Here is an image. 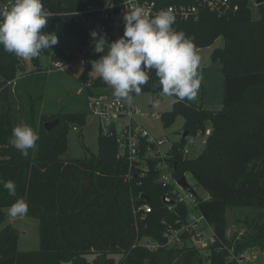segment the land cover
Listing matches in <instances>:
<instances>
[{"label": "trees", "instance_id": "obj_1", "mask_svg": "<svg viewBox=\"0 0 264 264\" xmlns=\"http://www.w3.org/2000/svg\"><path fill=\"white\" fill-rule=\"evenodd\" d=\"M1 1L2 5L14 2ZM101 3L43 0L51 14L44 31L71 36L78 42L70 58L53 54L52 62L73 61L95 21L93 15L83 12ZM234 3L237 11L228 15L203 12L197 21L173 25L186 33L196 49L211 47L224 38V46L212 53L213 59L221 62L224 76L221 109L213 111L173 97L171 111L161 115L165 126L182 116L189 135L211 130L199 157L184 156L187 137L174 144L179 149L173 154L176 177L191 176L209 196L202 200L196 195L197 207L192 210L212 230L213 242L207 248L192 244L189 233L183 235L182 245L165 246L163 235L168 224L175 225L178 219L187 223L191 211L183 203L168 210L163 199L172 188L156 180L154 163H149L150 172L141 178L133 173L136 164L130 166L128 159L117 158L121 137L115 127L106 133L100 128L97 154L63 159L70 130L87 126L89 97L113 96V90L99 76H92V66L76 79L81 105H75L73 111L62 107L52 112L44 101L46 77L32 80L22 59L0 46V179L17 185L16 196L0 186V221L6 208L24 198L29 203L26 217L38 220L40 231V250L23 252L18 249V231L11 227L1 230L0 264H240L230 256H243L249 250L264 253V16L251 18L249 0ZM46 54L48 51L43 50L40 56ZM40 56L31 58L36 77L48 74L40 65ZM150 77L141 93L162 95L155 73ZM56 120L59 124L48 132L44 125ZM20 123L30 124L40 136L27 157L9 143L12 129ZM136 185L145 188L149 201L143 199L146 195L138 198L137 204L132 201ZM144 203L151 206L152 213L145 222L139 220L136 229L133 207ZM235 209L255 212L253 218L241 223L237 234L246 230L240 240L237 234L232 239L227 235L228 213ZM147 240L158 247H145ZM88 255H94L92 262L87 260Z\"/></svg>", "mask_w": 264, "mask_h": 264}, {"label": "clouds", "instance_id": "obj_2", "mask_svg": "<svg viewBox=\"0 0 264 264\" xmlns=\"http://www.w3.org/2000/svg\"><path fill=\"white\" fill-rule=\"evenodd\" d=\"M50 17L43 0H14L0 8V46L19 58L39 57L58 43L56 34L44 31ZM123 19L124 33L115 41L109 43L106 33L91 32L95 51L103 53L92 70L113 90V96L132 103L133 95L141 93L154 72L162 95L195 100L203 81L201 56L186 33L173 28L176 17L172 9L150 16L137 4ZM39 139L33 126L20 123L12 129L9 143L27 157ZM0 186L16 196L14 181L0 179ZM28 210V201L19 198L9 207L8 215L25 216Z\"/></svg>", "mask_w": 264, "mask_h": 264}, {"label": "rangeland", "instance_id": "obj_3", "mask_svg": "<svg viewBox=\"0 0 264 264\" xmlns=\"http://www.w3.org/2000/svg\"><path fill=\"white\" fill-rule=\"evenodd\" d=\"M0 0V8L3 7ZM249 8L251 11V18L253 20H259L264 16V3L259 6L253 0H249ZM58 43L52 46L50 49H46L48 54L40 56V65L44 70H50L52 64L53 54H61L68 56L71 52L75 51L78 47V42L75 38L67 35H57ZM224 46V38L217 39L211 47L202 49H196L201 56L200 68L202 69L203 81L198 91L195 100L189 101L195 104H200L204 108L209 110H219L223 105L224 99V76L221 70V62L214 60L212 53L214 50L222 48ZM68 53V54H65ZM25 63L26 72L32 73V80L39 79L43 81L46 77V89H45V104L49 105L50 111L59 110L62 107H67L68 110L74 109V106H80L82 99L77 96L80 86L76 79L85 71L86 66L81 61H73L66 69L65 72H48L47 75L36 77L34 73L35 68L32 66L31 58H21ZM92 76H99L94 71ZM35 76V77H34ZM110 90H112L109 87ZM132 103L138 111L137 120L142 127L148 131L150 136L155 139L167 138L169 143L162 146V151L167 152L171 149V146L178 143L185 130V120L182 116H177L170 126H165L161 120V115L165 112L171 111L174 103V98L165 95H153L150 93H140L133 97ZM75 110V109H74ZM152 115L155 118H152ZM115 130L118 137L122 136L123 129L126 124V120L115 121ZM112 126L109 123H101L100 120L93 114H89L87 118V126L84 129L78 131L70 130L68 136V152L63 156V159H84L89 157L91 153H98V137L100 128L106 133ZM202 135H189L185 141V148L189 150L187 157L190 159L199 157L204 147L201 145ZM178 148V146H177ZM177 148H173L174 151ZM179 149V148H178ZM186 180L188 185L194 190L197 197L205 200L207 193L201 187L196 186L194 179L187 175ZM139 185V183H138ZM136 185L132 189V201L137 204V199L141 198L145 193V188ZM140 187V188H139ZM8 208L5 209L4 218L0 221V231L6 227H11L18 230V249L23 252H36L40 250V231L39 221L31 219L25 216H18L12 218L8 215ZM196 218H199V214L194 211ZM255 212L252 209H235L228 213V227L230 232V238L240 231L242 228V222L245 218H253ZM238 222V223H237ZM245 229V228H244ZM199 232L203 233L206 240H210L212 237V230L205 222L198 224ZM246 230V229H245ZM243 230L237 234V240H240ZM210 242V241H209ZM208 242V243H209ZM207 243V244H208ZM251 253H256V250H249ZM245 253L246 257L255 255L251 253ZM255 262L251 261L250 257L244 264H264V253L257 251ZM241 254H232L231 260L238 261ZM118 256H115L117 258ZM87 260L92 262L94 255H88ZM62 264H68L64 262Z\"/></svg>", "mask_w": 264, "mask_h": 264}, {"label": "built area", "instance_id": "obj_4", "mask_svg": "<svg viewBox=\"0 0 264 264\" xmlns=\"http://www.w3.org/2000/svg\"><path fill=\"white\" fill-rule=\"evenodd\" d=\"M187 1L189 3L184 1L177 4H169V0H102L99 6L88 7L83 14L93 15L95 17L94 25L88 32L85 45L75 53L73 61H81L86 67H91L94 61L98 60L103 55V53H97L95 51V41L91 36V32L95 30L98 33H106L109 43L117 40L123 35L125 30L124 13L137 4L143 6L146 13L150 16L155 15V13L161 9L171 8L176 17L175 23L197 21L203 12H210L221 17L228 15L232 11H237L234 0ZM253 1L256 3L255 0ZM10 5L11 3H8L1 8ZM70 57V54H68L66 58ZM71 63H66L65 59L53 61L48 72H65ZM88 109L101 123H109L112 124L113 127L115 126V121L126 120L122 136L119 140L120 151L117 158L128 159L130 166L136 164V169L133 173L141 178L145 177L150 172L149 163H154V169L157 175L156 180L162 185L172 188L164 197L172 201V204L166 205L168 210L172 211L177 203H183L190 209L191 212L189 213L187 223L178 219L175 225L168 224L167 230L163 235V238L166 240L165 246L174 247L182 245L184 243L183 235L189 233L191 235L190 241L192 244L201 248H207L208 245L213 242V235L210 240H206L203 233L198 230V224L202 221L205 222V220L201 215H199L198 219L196 218L194 211H192L197 207L195 197L179 184L181 178H177L175 175L176 165L173 163L174 145L171 146L169 151H162V146L168 144L169 140L167 138L155 139L150 136L148 131L145 130L137 120L138 111L133 103H128L125 100L117 99L111 95L102 94L89 97ZM152 118H155V116L152 115ZM74 131L77 130L74 129ZM210 133L211 130L209 129L205 133H198V135L200 134L203 136L201 142L203 147L207 144ZM182 152L186 157L189 154V150L185 147ZM151 213L152 208L148 203H144L138 207L134 206L133 218L135 228L138 229L139 220L145 222ZM144 246L155 249L158 247V244L151 240H147ZM240 257L238 263L244 264V257ZM253 262H255V260Z\"/></svg>", "mask_w": 264, "mask_h": 264}, {"label": "water", "instance_id": "obj_5", "mask_svg": "<svg viewBox=\"0 0 264 264\" xmlns=\"http://www.w3.org/2000/svg\"><path fill=\"white\" fill-rule=\"evenodd\" d=\"M255 1H256V4L259 5V6L262 5V4L264 3V0H255ZM58 124H59V121L56 120V121L51 122V123H46V124L44 125V128H45L48 132H50V131L54 130ZM188 135H189V132H188V131H185L184 134H183V136H182V138H186V137H188ZM179 184H180V185H181V186H182V187H183L188 193H190L191 195H193L194 197H196V194H195L194 190L188 185L187 180H186V177H182V178L179 180ZM143 199H144L145 201H149V198H148L147 196H143ZM163 203H164L165 205H168V204H172V201H170L168 198H164V199H163Z\"/></svg>", "mask_w": 264, "mask_h": 264}, {"label": "crops", "instance_id": "obj_6", "mask_svg": "<svg viewBox=\"0 0 264 264\" xmlns=\"http://www.w3.org/2000/svg\"><path fill=\"white\" fill-rule=\"evenodd\" d=\"M205 199H209V196L207 195ZM228 229H229V227H228ZM17 231H18V230H17ZM227 235H228V237H230V232H229V230L227 231ZM253 251H255V250H253ZM248 252H249V251H248ZM246 253H247V252H246ZM249 253H251V252H249ZM251 254H255V255H250V256H248L249 258L252 257L251 261L256 260V255L258 254L257 251H256V253H251ZM245 255H246V254H244L243 257H244V261L246 262V260H248L249 258H247ZM245 262H244V263H245Z\"/></svg>", "mask_w": 264, "mask_h": 264}]
</instances>
